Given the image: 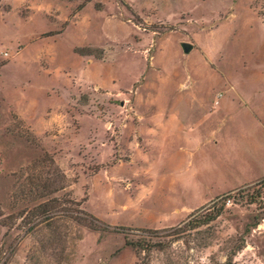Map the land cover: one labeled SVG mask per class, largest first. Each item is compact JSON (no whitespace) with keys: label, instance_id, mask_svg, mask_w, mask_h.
<instances>
[{"label":"rangeland","instance_id":"374dc122","mask_svg":"<svg viewBox=\"0 0 264 264\" xmlns=\"http://www.w3.org/2000/svg\"><path fill=\"white\" fill-rule=\"evenodd\" d=\"M258 20L263 0H0V264H264V151L222 121Z\"/></svg>","mask_w":264,"mask_h":264},{"label":"crops","instance_id":"0c3cea01","mask_svg":"<svg viewBox=\"0 0 264 264\" xmlns=\"http://www.w3.org/2000/svg\"><path fill=\"white\" fill-rule=\"evenodd\" d=\"M257 24L264 27V23L259 20L256 25ZM244 41L246 44L251 43L254 50L246 54L245 58L240 56L242 58L244 71L234 76L237 90L235 97L231 100H227V86H222L224 90H226L224 94L218 93L216 95L218 110L221 101L227 100L224 108H222L224 109V114L222 116L223 127L229 126L230 129H233V134L239 137V139L236 138L237 136L235 139L233 137L235 142L234 150L241 154V158L245 157L244 152H246L248 148L250 150V147L253 148L254 151H264V33L255 31L249 35L245 34ZM221 61L222 58H220L218 63L219 68L221 67ZM222 80L225 81L224 78L218 76V83L222 82ZM237 81L239 83H237ZM234 87V85L229 86L230 89ZM231 108L232 115L228 116L229 114L227 115V113H230L229 111ZM160 115L163 116L162 114ZM227 119H231L233 122L228 124L225 121ZM226 133L228 134L226 135ZM230 137H232V133L230 134L226 131L222 137H219L221 139L220 142L229 141ZM240 137L242 139H240ZM206 142L205 140L203 141V143ZM247 142L248 146L246 144ZM206 144H208V142ZM200 151H207V149L201 148Z\"/></svg>","mask_w":264,"mask_h":264},{"label":"trees","instance_id":"16d2710c","mask_svg":"<svg viewBox=\"0 0 264 264\" xmlns=\"http://www.w3.org/2000/svg\"><path fill=\"white\" fill-rule=\"evenodd\" d=\"M48 207H49V203H45V204H43V205L37 207V209H35L34 211H39L38 215H42L43 220H47V219L50 218V216H49V211L47 212V208H48ZM48 210H50V209L48 208ZM220 214H221L220 211H219V212H216V213L214 214V216H212V219H211V220L217 218ZM126 245H130V244L128 243V241L126 242Z\"/></svg>","mask_w":264,"mask_h":264},{"label":"water","instance_id":"95a60500","mask_svg":"<svg viewBox=\"0 0 264 264\" xmlns=\"http://www.w3.org/2000/svg\"><path fill=\"white\" fill-rule=\"evenodd\" d=\"M180 46L184 54H189L193 49V46L189 43H182Z\"/></svg>","mask_w":264,"mask_h":264},{"label":"built area","instance_id":"2783aa9c","mask_svg":"<svg viewBox=\"0 0 264 264\" xmlns=\"http://www.w3.org/2000/svg\"><path fill=\"white\" fill-rule=\"evenodd\" d=\"M215 104H217V100L215 101Z\"/></svg>","mask_w":264,"mask_h":264}]
</instances>
